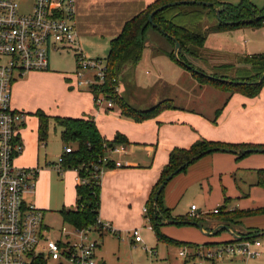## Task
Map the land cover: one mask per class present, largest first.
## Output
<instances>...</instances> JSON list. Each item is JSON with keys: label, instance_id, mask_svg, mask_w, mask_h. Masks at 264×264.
Returning a JSON list of instances; mask_svg holds the SVG:
<instances>
[{"label": "crops", "instance_id": "obj_1", "mask_svg": "<svg viewBox=\"0 0 264 264\" xmlns=\"http://www.w3.org/2000/svg\"><path fill=\"white\" fill-rule=\"evenodd\" d=\"M154 1L75 0L74 24L80 51L86 57L105 60L111 41L121 34L125 24L145 11ZM211 19V16L206 18L209 21L208 26H205L203 21L205 29L217 23L216 18L213 19L215 22H211ZM245 28L209 35L202 51L203 58L195 61L191 59V62L207 73L211 70L208 72L209 70L207 71L205 67L212 69L234 65L236 68H241L244 64L239 62L240 59L256 54L248 52V49L246 52L240 50V52H233L235 50L233 46H215L209 40L214 39L215 35L222 36L224 33L237 32ZM147 33L156 42L152 43L145 38L146 48L142 60L137 66L126 68L120 77L123 79L119 91L120 96L131 106L146 110L160 101L170 99L176 102L181 97V94L175 92L176 85L183 83L184 79L192 80L187 82L189 88L193 85L190 91L197 90L194 89L195 87L200 90L196 97L190 98L189 106L174 104L176 109L164 111L153 119L137 122L123 116L121 109L115 104L112 109H108L106 103L101 106L96 105L97 109L94 94L76 87L75 72L72 74L57 72L64 77L65 97L54 94L49 102L38 99L33 102V109L30 108V102L24 104L22 100L15 99L13 107L15 106L16 110L28 115L26 126L21 131L25 151L17 158L16 165L39 170L35 191L25 195V202L35 205L44 212V223L49 229L51 227L46 224L48 214H59L63 220L61 211L74 210L77 207L78 173L74 170L59 172L55 168L66 147L61 138L62 129L54 123V134L49 136L48 130L46 141L41 143L39 141V119L35 116L39 110L53 118L92 117L101 135L108 141H113L118 134L125 136L128 144L121 146V152L110 154L121 166L107 171L102 176L100 219L108 222L113 231L119 232V237L122 235L118 229L128 227L125 229H128V235L133 244L140 243L134 242L131 229L142 221V210L148 208L151 194L173 150L189 149L201 139L231 145L264 146V89L255 98H248L242 94H235L229 98L227 92L214 85L201 86L189 71L169 57L168 53L173 50V46L164 35L160 33L164 38L160 39L149 30ZM60 51L62 50L52 52ZM146 52H150V55L145 56ZM144 61L146 67L140 69V64H144ZM138 70L140 73H137ZM140 74L142 77L146 74L152 77L143 85V80L139 79ZM142 86L145 87V97L141 94L140 87ZM128 87H132L131 93L127 91ZM58 90H61V87ZM20 107L24 109L19 110ZM54 144H58L59 148H54ZM259 170H264V155L251 154L239 158L238 155L225 152L208 154L189 167L185 176L193 182H200L210 192H213L215 187L217 192L221 191L224 196V201L220 202L221 205L217 204L215 209L206 216H203V210L198 207L195 211L196 215H199V222L203 223L201 231L206 237L207 233H214L221 225H227L232 233L239 236L259 235L256 239L264 236V221L262 220V222L253 224L256 226H246L243 221L247 216L234 217L230 219L232 222L225 219L228 211H238L252 212L250 216L254 215L264 220V188L257 185ZM226 187H231L233 193L228 192ZM226 195H229V198ZM227 198L231 202L227 205V209L223 210L224 214H215L214 211L221 209ZM166 206V208L170 207L167 204ZM190 213L191 207L186 216ZM172 216L178 217L179 215L173 210ZM223 232L226 234H223L222 239L209 238L221 235ZM236 240L238 239L230 232L220 230L216 235L208 236L201 242L183 243L215 246ZM96 257L98 258L97 252ZM226 260L236 264L244 259L238 257ZM187 263L188 261L185 262Z\"/></svg>", "mask_w": 264, "mask_h": 264}, {"label": "trees", "instance_id": "obj_2", "mask_svg": "<svg viewBox=\"0 0 264 264\" xmlns=\"http://www.w3.org/2000/svg\"><path fill=\"white\" fill-rule=\"evenodd\" d=\"M180 1L214 3L215 7L209 8L203 5L182 4L165 8L154 16V22L167 33L165 38L173 46V50L168 53L169 57L179 66L189 71L199 81L201 86L214 85L220 90L227 92L229 98L235 94H242L248 98H255L261 94L264 88V80L261 83L259 81L264 75V54H256L240 59L239 62L244 64L241 68H236L234 65L220 66L212 68L210 73L195 65L194 62H191V59L198 60L203 58L202 51L204 50L207 38L211 34L238 30L245 27H264V7L259 9L252 0H241L239 5L220 3L218 0H155L145 11L128 21L121 34L111 41L110 50L105 59L107 65L106 81L99 90L94 89L96 92L94 95L95 102L99 94L103 92L106 100L114 101V104L121 109L123 116L137 122L150 120L164 111L176 109L174 102L168 99L160 101L149 109L139 110L127 103L119 95L116 88L119 87L120 77L124 70L128 67L137 66L143 58L146 48L145 36L147 31L153 28L148 20L149 15L160 7ZM216 7L220 9V20L216 16ZM210 15L211 18L217 19V23L205 29L203 21L207 17H210ZM260 17L261 19L256 21ZM248 20H253V22L242 23ZM173 38L181 45L178 56H175L176 44ZM218 79L226 80L227 82H222ZM90 90L91 92L93 91L92 89ZM35 116L39 119V141L41 143L46 141L51 123H55L62 129L61 138L66 145L65 148L72 146L71 153H63L62 155L64 158L63 168L64 170L76 171L80 183L77 185V207L74 210L61 211L64 224H68L77 230L95 228L102 234L101 228L97 226L101 210V171L117 168L116 161L110 154L116 147L128 144L127 139L125 136L118 134L113 141L106 140L101 135L92 117L53 118L41 110L35 113ZM214 149L240 151L246 149H264V146L231 145L201 139L189 149L173 150L147 206V214L150 217L153 229L157 232L159 240L168 244L189 247L190 249H197L199 246L215 247L234 242H225L215 246L182 243L167 238L158 229L159 226L171 223H176V225L200 224L199 215H196L195 218H192L190 214L185 217H173L172 211L166 208L164 204L165 189L161 192L156 206L154 205V199L159 187L168 176L185 163L198 157L201 153ZM215 152L213 151L210 154ZM246 156L249 155H239L238 157L242 158ZM203 157L194 160L181 173L186 172L189 167ZM257 174V185L264 188V170H259ZM230 202L228 198L225 200V205L219 209L220 215L224 214L223 210L227 209V205ZM251 213L228 211L225 219L232 222L230 219L234 217L250 216ZM107 232H112L119 236V233L113 230H108ZM258 236L249 234L241 237L242 240H254ZM34 264H47V262L45 260H38Z\"/></svg>", "mask_w": 264, "mask_h": 264}, {"label": "built area", "instance_id": "obj_3", "mask_svg": "<svg viewBox=\"0 0 264 264\" xmlns=\"http://www.w3.org/2000/svg\"><path fill=\"white\" fill-rule=\"evenodd\" d=\"M74 23L75 0H0V264H34L38 260L99 264L96 257L99 244L90 235L100 232L95 228L77 230L71 226L70 230L65 226L56 241L51 239L44 212L25 202V195L35 191L39 170L16 165L25 151L21 131L28 119L25 112L13 107L12 90L18 79L30 72L48 71L51 52L71 48L76 55V87H89L95 95L94 89L99 90L106 81V60H91L80 51ZM105 103L108 109L114 106L101 92L95 104ZM121 150L119 146L111 153ZM71 151L67 147L64 154ZM63 160L61 156L55 166L59 172L64 171ZM115 163L116 167L121 166ZM196 210L192 205L191 217L196 216ZM97 226L102 232L113 230L100 218ZM131 235L135 243L143 242L137 229ZM261 247L258 239L241 240L216 247L184 249L180 256L198 264L238 257L257 259L262 256Z\"/></svg>", "mask_w": 264, "mask_h": 264}, {"label": "rangeland", "instance_id": "obj_4", "mask_svg": "<svg viewBox=\"0 0 264 264\" xmlns=\"http://www.w3.org/2000/svg\"><path fill=\"white\" fill-rule=\"evenodd\" d=\"M220 2H227L233 5H239L241 0H219ZM252 2L259 8L262 9L264 7V0H252ZM211 16V15H210ZM213 19V17H212ZM214 20H211L213 22ZM215 22V21H214ZM205 26H208L209 21L204 19ZM213 25V24H212ZM150 33H153L155 36L162 38L160 32L154 28L149 29ZM213 36V35H212ZM221 35H215L214 39L209 40L211 44L215 46H233L236 51H244L248 49V52L253 54H264V27L262 28H253L247 27L241 31L228 32ZM165 37V36H164ZM146 39H149L152 43L156 42L149 33H146ZM148 40V41H149ZM239 51V52H240ZM146 55H150V52H146ZM89 58V57H87ZM91 60H96L97 58H89ZM104 60V59H102ZM195 61V60H194ZM140 69L146 67V62L144 64H140ZM211 68V67H210ZM205 69L210 72L212 69ZM50 71L46 72H30L18 79L17 84L14 85L12 90L13 95V103L15 99H20L22 102L29 103L30 108L33 109V102H36L38 99L45 100L49 102L51 97L54 94H59L62 97H65L64 92V77L60 76L61 73L57 72H67L72 74L76 72L77 64L76 57L74 55L73 50H62L60 52H52L50 57ZM137 73H140L139 70ZM49 76H48V75ZM140 81L143 80V85L145 82L149 80L152 76L146 74L142 77L140 74ZM173 77L174 74H173ZM72 79V78H71ZM120 79L118 93L121 90V82ZM125 82L127 79L124 78ZM188 81L192 80H183V83H179L176 85V90L178 94H181L180 98L174 104L179 106H189L190 98L196 97L199 94L200 88H193L191 82V86L187 84ZM128 83V82H127ZM189 83V82H188ZM71 84V83H70ZM59 85V86H58ZM61 90H58L60 89ZM184 88L188 89L185 90ZM141 94L145 97V87H140ZM264 89V88H263ZM80 90L91 92L89 87H83ZM134 90V89H133ZM135 90H138V87H135ZM156 90V89H155ZM127 91L129 93L132 92V87H128ZM92 93V92H91ZM120 95V94H119ZM107 102V101H106ZM114 102V101H113ZM115 103V102H114ZM14 105V104H13ZM116 105V104H115ZM63 106V105H62ZM15 107V106H14ZM95 107L97 108L96 104ZM21 108V109H20ZM19 110L24 109L20 107ZM98 109V108H97ZM110 111V110H109ZM52 126V127H51ZM55 124L52 123L49 128V136L53 135ZM54 148L58 149L59 145L54 144ZM264 155V154H259ZM116 169V168H115ZM189 169V168H188ZM187 169V170H188ZM107 171L104 170L103 175ZM181 173L176 176L165 188L164 191V204L170 207L172 211L174 210L180 217H185L189 212L190 207L195 205L199 209L203 210V216H206L210 211H213L217 204L224 201V196L221 191L218 193L216 188H213V192L206 190L205 187L202 186L200 182H193L192 179L188 178L184 174ZM226 186V185H225ZM227 191L233 193L231 187H226ZM226 191V192H227ZM229 198V195H226ZM223 199V200H222ZM167 207V206H166ZM143 218L142 221L136 224L133 229H137L143 239V242L140 244H133L128 235V227H124V229H118L121 231L122 237H119L118 234H114L112 232H103L100 235L91 234L90 239H95L98 241L99 247L97 249L98 263L104 262L105 264H198L196 261H192L190 258H181L180 252L184 249H189V247L175 245V244H167L164 241L159 240L157 236L156 230L153 229V226L150 221V217L148 214L144 213V209L142 210ZM195 218V217H192ZM264 221L263 218L252 216H247L244 218L243 224L246 226H256L253 225L259 221ZM261 221V222H262ZM46 224L51 227V232L49 237L53 240H57L62 227H68L72 230V227L68 224H64L62 218L59 214H48L46 217ZM203 224V223H200ZM134 225V223L132 224ZM131 225V226H132ZM252 228V227H251ZM159 232L163 235L176 239L177 242H201L204 238H207L204 233L196 226L190 225H176L170 224L165 226L158 227ZM119 233V232H117ZM225 232L221 235L209 238H220ZM104 234V236H103ZM226 234V233H225ZM263 247V255L257 259H244L242 261L237 262L236 264H264V236L258 239ZM187 259V260H186ZM47 264H59L57 262L49 261ZM62 264H70L69 262H65ZM205 264H233L228 260H221L216 263L206 262Z\"/></svg>", "mask_w": 264, "mask_h": 264}, {"label": "water", "instance_id": "obj_5", "mask_svg": "<svg viewBox=\"0 0 264 264\" xmlns=\"http://www.w3.org/2000/svg\"><path fill=\"white\" fill-rule=\"evenodd\" d=\"M188 5V4H193V5H203V6H207L209 8H212V7H215V4L214 3H202V2H195V1H180V2H175V3H171V4H168L166 6H163V7H160L158 9H156L155 11H153L149 17H148V20H149V23L151 24V26L155 29H157L160 33H162L164 36H167V33L161 29L155 22H154V16L162 11L163 9L165 8H168V7H173V6H177V5ZM216 9V16H217V19L220 20V9L219 8H215ZM261 19L260 18H257L256 21H259ZM253 22V20H248V21H243L242 23H251ZM173 41L175 42L176 44V47H175V56H178V52L181 50V45L180 43L173 38ZM210 78H213V77H210ZM222 82H227L226 80H221V79H218ZM264 80V75L262 77V79L259 81V83H261L262 81ZM242 84V83H240ZM213 151H218V152H225V153H231V154H235V155H251V154H264V149H246V150H240V151H233V150H227V149H214V150H208L206 152H203L201 153L198 157H195L194 159H192L191 161L185 163L184 165H182L179 169H177L176 171H174L170 176L167 177V179L163 182V184L159 187L156 195H155V199H154V205L156 206L157 203H158V200H159V196L161 194V192L166 188V186L168 185V183L173 180L174 177H176L177 175H179L184 169H186L194 160L196 159H199L200 157H203V156H206L207 154H210L211 152ZM171 224H176V223H171ZM193 226H196L198 227L200 230H203V227L198 224V223H192ZM220 230H225V231H228L230 232L236 239L238 240H241L242 237L239 236V235H236L235 233H232L230 231V228L228 226H225V225H221L219 226L215 231L214 233H207L208 236H214L216 235ZM102 264V263H100Z\"/></svg>", "mask_w": 264, "mask_h": 264}]
</instances>
